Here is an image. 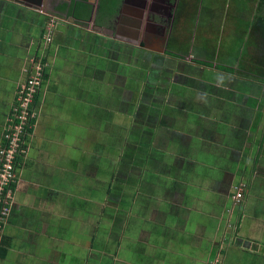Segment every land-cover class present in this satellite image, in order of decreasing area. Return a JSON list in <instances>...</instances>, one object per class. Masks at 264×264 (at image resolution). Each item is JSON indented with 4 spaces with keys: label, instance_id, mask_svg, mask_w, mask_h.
Returning a JSON list of instances; mask_svg holds the SVG:
<instances>
[{
    "label": "crops",
    "instance_id": "crops-1",
    "mask_svg": "<svg viewBox=\"0 0 264 264\" xmlns=\"http://www.w3.org/2000/svg\"><path fill=\"white\" fill-rule=\"evenodd\" d=\"M48 31L0 264H264V0H0V145Z\"/></svg>",
    "mask_w": 264,
    "mask_h": 264
},
{
    "label": "built area",
    "instance_id": "built-area-1",
    "mask_svg": "<svg viewBox=\"0 0 264 264\" xmlns=\"http://www.w3.org/2000/svg\"><path fill=\"white\" fill-rule=\"evenodd\" d=\"M50 37L51 32L48 31L46 39L50 41ZM29 63L30 66L23 70L25 77L17 87L0 145V247L13 206L19 168L28 153V139L36 125L39 115L37 106L47 78L46 63L42 57H34ZM232 189L231 199L238 203L242 199L241 186Z\"/></svg>",
    "mask_w": 264,
    "mask_h": 264
},
{
    "label": "rangeland",
    "instance_id": "rangeland-1",
    "mask_svg": "<svg viewBox=\"0 0 264 264\" xmlns=\"http://www.w3.org/2000/svg\"><path fill=\"white\" fill-rule=\"evenodd\" d=\"M175 17V16H174ZM53 21H54V18H53ZM173 24V23H172ZM176 28H177V25H176ZM173 29H175V25L173 26ZM46 36H47V32L44 33L43 35V38L41 39V42H40V46H39V49L38 51H36L34 54L30 55L28 57V60H27V64L25 65V67H27V65L30 66V60L32 58H36V59H40L41 57L43 58V61L46 63V73L48 74V70L51 68L52 66V63H53V57H52V53H51V47H52V35L50 37V41L46 39ZM24 67V68H25ZM47 81V78L45 80V82ZM125 112V111H124ZM136 113V112H135ZM144 112H140V115L142 116ZM123 113L121 112L120 115H117L116 113L113 114V116H109V117H103L104 118V122H107L108 119H110V121H114V123H116L117 125H119L118 128H115V133H120V139H119V143H118V150H119V157H120V161L121 163H124L127 161L128 159V155L130 154L131 152V142H130V137H131V130L129 129H126V126H129L128 123H127V120H123ZM158 117H156V119H158ZM154 120V121H158V120ZM112 123V122H110ZM125 127V129L123 128ZM118 129V130H117ZM111 130L108 129V133H110ZM116 148V147H115ZM117 149V148H116ZM127 155V156H126ZM124 172H127L126 168H124ZM121 177H123V174H121Z\"/></svg>",
    "mask_w": 264,
    "mask_h": 264
},
{
    "label": "water",
    "instance_id": "water-1",
    "mask_svg": "<svg viewBox=\"0 0 264 264\" xmlns=\"http://www.w3.org/2000/svg\"><path fill=\"white\" fill-rule=\"evenodd\" d=\"M96 27L100 28V30H107V29H109V27H106V26H99V25H97Z\"/></svg>",
    "mask_w": 264,
    "mask_h": 264
}]
</instances>
